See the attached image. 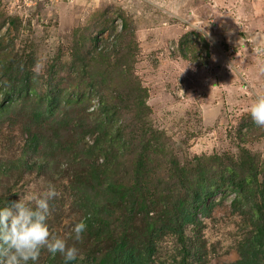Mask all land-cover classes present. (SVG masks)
Returning a JSON list of instances; mask_svg holds the SVG:
<instances>
[{
  "label": "rangeland",
  "instance_id": "374dc122",
  "mask_svg": "<svg viewBox=\"0 0 264 264\" xmlns=\"http://www.w3.org/2000/svg\"><path fill=\"white\" fill-rule=\"evenodd\" d=\"M11 51L29 56L24 61L42 75L55 108L65 107L63 96L82 100L70 107H86V124L112 108L123 144L115 180L123 186L137 182L132 170L141 164L139 190L165 187L176 151L181 166L212 172L217 166L237 172L238 164L250 163L261 189L264 127L249 109L264 95V0H0L3 61H17L4 56ZM94 137L86 134L84 142L89 146ZM150 138L156 146L142 150ZM39 185L62 189L57 177ZM29 194L27 187L0 182L6 206ZM235 196L226 183L215 189L206 214H196L200 223L187 226L205 264L238 257L248 232L246 207L234 204ZM53 207L48 218L58 220L54 228L68 239L74 214L64 196ZM160 214L131 210L126 231L136 238L145 220Z\"/></svg>",
  "mask_w": 264,
  "mask_h": 264
},
{
  "label": "trees",
  "instance_id": "16d2710c",
  "mask_svg": "<svg viewBox=\"0 0 264 264\" xmlns=\"http://www.w3.org/2000/svg\"><path fill=\"white\" fill-rule=\"evenodd\" d=\"M108 47V51L113 49ZM4 56L17 61L7 63L0 53V182L27 187L32 193L41 191V181L58 178L62 186L58 197L64 196L69 204L74 214L71 220L87 224L82 241L76 243L80 256L70 264H205V251L190 242L187 226L200 223L196 214H206V201L225 183L233 186L234 204L246 207L248 233L238 243V257L223 264H264V181L258 189L260 183L250 163L238 164L237 172L232 168L222 171L220 166L212 172L206 167L181 166L172 151L165 187L151 183L152 190H139L141 164L132 170L137 182L123 186L115 180L123 144L112 108L100 109L86 124L84 120L90 119L86 107H70L82 100L63 96L65 107L53 106V97L40 82L42 75L24 61L28 55L11 51ZM86 134L95 135L89 146L84 142ZM146 144L144 151L156 146L152 138ZM3 201L0 198V207L9 204ZM53 206L54 200L50 211ZM138 209L147 215L161 214L145 220L139 235L131 238L126 224L130 211ZM57 222L55 217L46 221L50 232L61 237L62 231L54 228ZM36 264H64V260L42 249Z\"/></svg>",
  "mask_w": 264,
  "mask_h": 264
},
{
  "label": "clouds",
  "instance_id": "9594fccd",
  "mask_svg": "<svg viewBox=\"0 0 264 264\" xmlns=\"http://www.w3.org/2000/svg\"><path fill=\"white\" fill-rule=\"evenodd\" d=\"M205 32L203 37L210 40V33ZM249 114L257 126L264 127V95L256 96ZM58 195L55 186L48 185L43 191H34L0 207V264H36L42 249L53 257L62 256L64 264L78 259L80 250L76 243L82 241L87 224H74L69 238L75 243L69 244L68 239L53 235L46 223L50 201Z\"/></svg>",
  "mask_w": 264,
  "mask_h": 264
},
{
  "label": "crops",
  "instance_id": "0c3cea01",
  "mask_svg": "<svg viewBox=\"0 0 264 264\" xmlns=\"http://www.w3.org/2000/svg\"><path fill=\"white\" fill-rule=\"evenodd\" d=\"M163 1H166V0H163ZM169 1L174 2V0H169ZM174 5L179 6L180 4L175 3Z\"/></svg>",
  "mask_w": 264,
  "mask_h": 264
}]
</instances>
